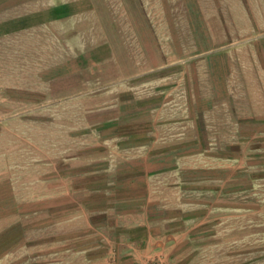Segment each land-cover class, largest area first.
<instances>
[{
    "label": "crops",
    "instance_id": "crops-1",
    "mask_svg": "<svg viewBox=\"0 0 264 264\" xmlns=\"http://www.w3.org/2000/svg\"><path fill=\"white\" fill-rule=\"evenodd\" d=\"M121 3L0 0V37L57 40L45 99L106 109L27 207H0V264H186L229 230L242 245L264 183V0Z\"/></svg>",
    "mask_w": 264,
    "mask_h": 264
},
{
    "label": "rangeland",
    "instance_id": "rangeland-1",
    "mask_svg": "<svg viewBox=\"0 0 264 264\" xmlns=\"http://www.w3.org/2000/svg\"><path fill=\"white\" fill-rule=\"evenodd\" d=\"M119 1L122 6L128 0ZM16 36L0 37V207L4 208L13 203L18 207V198L27 207L26 191L35 186L33 182L50 167L60 166L61 159L73 160L90 145L88 130L97 126L99 112L106 110L98 102L47 101L43 83L58 62L57 40L43 27ZM257 198L238 218L244 226L242 245L229 246L236 237L229 230L219 238L218 247L186 264H264V183Z\"/></svg>",
    "mask_w": 264,
    "mask_h": 264
}]
</instances>
